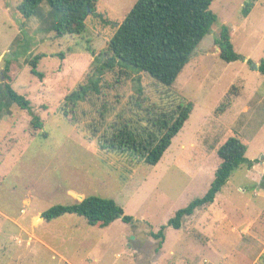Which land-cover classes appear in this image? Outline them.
<instances>
[{
    "label": "rangeland",
    "instance_id": "rangeland-1",
    "mask_svg": "<svg viewBox=\"0 0 264 264\" xmlns=\"http://www.w3.org/2000/svg\"><path fill=\"white\" fill-rule=\"evenodd\" d=\"M92 1L95 15L84 31L58 38L48 29L52 19L23 16V0H0V71L15 58L11 86L30 106L29 112L12 106L0 119V264H232L239 258L251 264L264 240V76L258 72L264 0H253L246 18L240 13L251 0H213L209 10L217 20L194 51L202 53L191 56L170 87L131 66L103 68L107 42L137 0ZM222 25L238 55L231 63L220 60L213 44ZM37 55L41 78L28 65ZM92 76L99 94L81 97L65 117L59 110L65 96ZM6 83L0 79V86ZM226 95L231 105L221 113ZM177 97L193 109L154 167L95 145L88 124L97 126L96 135L119 115L135 126L147 110L167 109ZM230 137L247 146L245 161L206 211L196 209L179 229L169 227L177 210L205 194L219 164L216 149ZM90 196L113 200L130 221L99 228L71 214L41 222L45 210ZM160 229L162 240L152 236Z\"/></svg>",
    "mask_w": 264,
    "mask_h": 264
},
{
    "label": "trees",
    "instance_id": "trees-1",
    "mask_svg": "<svg viewBox=\"0 0 264 264\" xmlns=\"http://www.w3.org/2000/svg\"><path fill=\"white\" fill-rule=\"evenodd\" d=\"M252 1L243 3L240 13L242 18H246L253 8ZM212 2L213 0H137L107 42L102 55L110 59L105 61L103 68L111 70L115 63L131 66L164 86H172L217 20L216 15L209 10ZM20 11L24 17H37L44 24L47 17L52 19L48 23V29L58 38L81 34L87 17L95 15L92 0H23ZM213 44L223 62L231 63L238 59L230 40V29L225 25L220 27ZM13 58L4 60L3 77L8 83L0 86V119L11 114L12 106L30 111L29 101L11 86L15 78L11 69ZM41 58L42 55H37L28 61L31 74L39 78L42 74L36 71V67ZM258 72L264 76V59L258 65ZM94 77L89 78V85H80L65 96V107L61 109L63 104L59 107L65 117L74 113V105L81 97L90 95L91 91L99 94V79ZM68 105L70 109H66ZM230 105L231 100L226 95L217 111L222 113ZM167 107L152 112L147 110V117L138 118V125L135 126L130 125L132 121L123 120L119 115L105 126L100 135H96V125L90 123L88 128L92 129V138L99 150L124 155L137 165L144 163L154 167L188 120L193 105L190 101L177 97ZM68 120L76 123L74 116ZM139 121L145 122V125L140 127L143 122ZM31 123L36 128L41 127L35 116H32ZM246 151L247 146L237 137H230L221 144L216 150L220 162L209 188L201 198L193 199L186 207L177 210L167 225L179 229L185 217L191 216L196 209L204 210L212 204L231 172L245 161ZM71 214L82 217L87 225L99 228L108 227L118 219L125 223L130 221V217L125 216L113 200L94 196L85 197L69 206H53L40 216L49 222ZM162 230L152 236L162 240Z\"/></svg>",
    "mask_w": 264,
    "mask_h": 264
},
{
    "label": "crops",
    "instance_id": "crops-1",
    "mask_svg": "<svg viewBox=\"0 0 264 264\" xmlns=\"http://www.w3.org/2000/svg\"><path fill=\"white\" fill-rule=\"evenodd\" d=\"M194 51H195V50H194ZM197 51H198V50H197ZM215 51L218 52V49L215 48ZM195 52H196V51H195ZM201 53H202L201 50H199L198 53H194V52H193V54H195V55H201ZM207 53H209V52H208V51L205 52V54H207ZM193 54H192V55H193ZM229 107H230V106H229ZM229 107H228V108H229ZM192 109H193V108H192ZM244 111H245V112L248 111V108H247V107H244ZM188 119H189V118H188ZM183 126H184V125H183ZM182 128H183V127H182ZM178 133H179V132H178ZM173 139H174V138H173ZM173 139H172V140H173ZM172 140H171V143H172ZM226 140H227V139H226ZM226 140H225V141H226ZM223 143H224V142H223ZM223 143H222V144H223ZM219 146H220V145H219ZM219 146H218V147H219ZM218 147H217V148H218ZM216 150H217V149H216ZM219 162H220V161H219ZM218 165H219V164H218ZM218 165H217V166H218ZM217 166H216V168H217ZM252 167H255V166L253 165ZM215 170H216V169H215ZM250 171H252V168H251V170H248L247 172H250ZM248 174H249V173H248ZM242 189H244V188H242ZM261 191H263V192H262V196H260V198H261V200H262L261 202L263 203V201H264V186H262ZM213 202H214V201H213ZM263 205H264V204H263ZM263 205H262V206H263ZM260 207H261V206H260ZM204 211H206V209L203 210V212H204ZM197 212H201V211H197ZM193 214H194V213H193ZM193 214H192V215H193ZM195 214H196V213H195ZM195 214H194V215H195ZM192 215H191V216H192ZM194 215H193V216H194ZM193 216H192V217H193ZM189 217H190V216H189ZM40 218H41V217H40ZM205 220H208V219H205ZM43 221H44V220L41 218V222H43ZM262 224H263V225H261V228H262V229H261V232H263V230H264V223H262ZM247 225H248V224H245V229H244V231H245V230L247 231V230L250 229V228H247ZM251 225H253V222H251ZM202 226H204V225H201V227H202ZM243 227H244V226H243ZM257 240H259V239H257ZM260 240H261V241H260ZM260 240L258 241L259 243H257V244H259V245L257 246V247H258L257 249H259V250H256V253H258L257 258H256L255 260L253 259L252 262H251V264H260V263H261V264H264V240H263V239H260ZM248 262H249V261H248ZM150 263H151V262H150ZM69 264H70V263H69ZM151 264H152V263H151ZM232 264H242L241 258H239L237 262H234V260H233V261H232Z\"/></svg>",
    "mask_w": 264,
    "mask_h": 264
},
{
    "label": "water",
    "instance_id": "water-1",
    "mask_svg": "<svg viewBox=\"0 0 264 264\" xmlns=\"http://www.w3.org/2000/svg\"><path fill=\"white\" fill-rule=\"evenodd\" d=\"M211 32V31H209ZM257 67V66H256ZM0 79H3L2 71H0ZM264 158V155L261 157V159Z\"/></svg>",
    "mask_w": 264,
    "mask_h": 264
}]
</instances>
